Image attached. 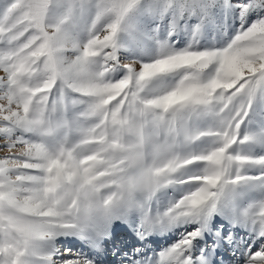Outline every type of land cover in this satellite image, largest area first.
Returning a JSON list of instances; mask_svg holds the SVG:
<instances>
[{"label":"snow or ice","instance_id":"snow-or-ice-1","mask_svg":"<svg viewBox=\"0 0 264 264\" xmlns=\"http://www.w3.org/2000/svg\"><path fill=\"white\" fill-rule=\"evenodd\" d=\"M0 264H264V0H0Z\"/></svg>","mask_w":264,"mask_h":264},{"label":"rangeland","instance_id":"rangeland-1","mask_svg":"<svg viewBox=\"0 0 264 264\" xmlns=\"http://www.w3.org/2000/svg\"><path fill=\"white\" fill-rule=\"evenodd\" d=\"M0 155H2V153H0Z\"/></svg>","mask_w":264,"mask_h":264}]
</instances>
